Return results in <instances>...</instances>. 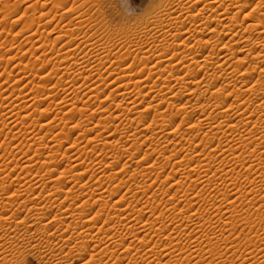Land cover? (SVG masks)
I'll return each mask as SVG.
<instances>
[{"label":"bare ground","instance_id":"bare-ground-1","mask_svg":"<svg viewBox=\"0 0 264 264\" xmlns=\"http://www.w3.org/2000/svg\"><path fill=\"white\" fill-rule=\"evenodd\" d=\"M247 1L249 0H146L143 6V16H145L146 20L141 25V32L138 30V32H140L139 33L140 36L145 38L146 41L144 40L145 41L144 44H140L139 46H136L137 48L136 50H131L130 49L131 45H129L128 47V44L127 46L123 47L124 52L122 53V51H120L122 54L120 55L119 53L120 56L118 57L116 56V59H117L116 64H114V62L110 63L111 61H113L111 59L112 53H114V51H117L116 48H113V46L112 48L103 46L105 50L103 49L104 51L102 50L100 51L98 49H95L92 44L88 43L87 38H86L88 34L87 31L76 34L77 42L75 43V45L73 44L71 46H68L71 44L70 41L69 42L66 41V43H63V49H61V52L64 50V52H62L63 56L64 54L65 55L67 54V57L64 56L66 58L62 57L64 59L61 60L60 57L62 56V53H60L61 56H57V58L59 57L60 60H58L57 63L55 62L56 64L55 66H53V68H50V70H47L49 74H46L47 72L43 71L44 70L43 67H42L43 70L40 69L42 72L37 71L39 72L38 73L39 75L37 74L38 76L35 75L37 72L33 74L36 76L35 78L40 77V75H43L42 77H40L42 82H44L43 86H41L42 83L40 84V87L41 88L43 87V91L45 90L49 91L47 90L48 88L46 87V83L44 79H47V80L48 78L51 79V77L48 76L50 74H52L51 76L55 75L56 77H59V80L64 79V78H66L67 80L71 79L70 81H71V84H73V86L70 85L72 87H69V88L66 87L67 89L65 90V92H63L64 94L66 93L64 95V98L62 97V99H60V102L56 103L59 105L58 106L59 108L61 107L62 109L65 110L64 116H62V118H59L61 119L60 120L61 123L65 122L63 126H59V124H57L56 126L52 125L55 120L57 121V118L52 119V120L51 119L50 120L48 119L40 120L43 117L42 115H40L41 118L38 117L40 118L39 120L37 121L35 120L32 123L30 122L31 124L26 122L31 117L33 118V116L35 115L34 114L35 111L31 110L32 107L46 100L49 101L51 96L49 95L48 97L46 96V98H44L45 100L43 101L37 100L38 97L37 99L30 98L31 100L29 99L30 101L29 106L28 104L27 106L24 105L23 104L24 102H20V104L18 103V107H17V104H13L12 102V101L19 102L18 100H16V98H14V100L12 99V101L9 100L10 96H12L15 90L11 89L12 91L9 92L8 89L2 88L6 86L5 84L2 87L0 86V197H1L0 198V213H1L0 214V240H1L0 248L2 249L4 248L5 242H8V243L11 242V246L13 245V249H14V250L12 249L13 253L11 252L12 253L11 257H14L16 253L18 252L21 253L20 250L26 248L28 245L29 247L33 246L35 237H30V236L28 237V235H26L27 237L26 239V237H24L23 235V238L20 239V237L22 236H19V233L22 231L23 228L27 227L26 225H27L28 220H30V223L33 222L34 224V222L36 223L40 219L41 220L46 219L51 208L54 205H57L59 200L63 198V200L60 203H58L59 210L57 211V214H55L54 216V221H55V225L58 226L57 228L66 229L65 233L72 231L70 233L72 236H69L68 240H66L65 244H67V246L66 245L65 246L68 247V245L70 244H73V246L75 245L76 249L74 250L71 248L69 253L75 256H79L78 258H81L82 256H84V254H81L82 252L88 253L86 251L90 249L89 251H91V254L89 255L90 257L89 261L91 262V264H100V263L101 264H178L179 260L184 255L186 256L185 257L186 261L192 262L193 260L196 261V259H198L196 256L193 257L195 254L197 255L198 250L211 248L213 240L215 238V237L214 238L206 237L205 240H202V239L200 240V237H197L199 239H195V241L192 242L194 244V247L192 246L193 248L186 251V254H184L186 248L184 245L183 246L185 250L184 248L181 247V244H179L180 241L177 244H173L175 242V238H174L175 236L180 237V235L181 236L186 235L188 234L189 230L191 231V229H193L194 231V229H197L199 224L202 223L203 220L205 221L207 220V219L200 218L201 216L199 215L196 218L195 214L191 215L187 212L188 210L190 211L194 209L193 205L195 204V202L193 203V205H191L193 201L196 200L195 205L200 204L201 206V205H204V203H207L209 198H212L213 196H215L213 199L214 201L211 199L213 201L212 202L213 204L210 203L211 201L210 200L207 206L209 208V211L214 210L211 214L214 216H218L219 217L218 220L220 222L221 220H220L219 215L223 214L221 216H226L225 214H229V213L232 214V215L229 214L231 216V221L232 219L234 221L237 213L233 217V213H235L234 211L235 208L233 206H235V204H238V202H241L242 200H247V199H249L252 202H256V203L259 201H262L261 199L264 198V196L261 197V195H264V107L262 106L263 104L262 105L254 104V102H256L254 100L260 97V95L262 96V94H264V69L258 72L259 74L257 75L256 79L253 82L251 81L250 84H249L250 82L249 79L252 77L253 72H257L256 70L258 66H260L261 64L262 65L264 64V36H262L264 34V29H259L260 27L262 28L264 26V12L261 11L263 14L260 13V15L256 16V14L258 13L257 11L258 9L253 8L250 14L248 13V14L243 15L242 18H238L237 15L239 14L240 11L243 10L242 8L246 4H248ZM260 1H262L264 4V0H260ZM52 2L53 4H52L51 9L53 8L52 10L56 11L55 12L56 13L55 18H57L56 20L58 19L61 21L64 20L70 12L76 15L75 17L76 28L73 26L74 29H81L82 27H86V26L90 27V26L95 25L94 23L97 24V22L92 20L91 17L83 21L81 12L79 13L78 11L79 9L82 11L81 8L85 4L90 5L91 3H95L96 7H98L99 6L98 0H54ZM81 2L82 4L84 3L83 6H81L80 4ZM262 2H260V4H262ZM7 6L10 8H13L12 4H9V2ZM6 10L8 11V9ZM255 10L257 11V13L255 12ZM98 11L102 14L100 17H98V19L100 21L105 19L106 18L105 14L99 9ZM254 13H256L254 15L256 19L252 20L254 18L252 16ZM51 18L53 19V17ZM52 19L50 20V11L48 10V13L47 12L44 14L42 13L39 16V21L37 18H34V17H32L31 20L29 19L28 22L29 21L30 22H29V25L27 22V27L29 26L28 28L30 30L34 28V26H36V24L38 23L41 25L37 26V28L41 27V29H43L42 27L46 28L48 25L53 24ZM244 20L245 21L247 20L248 22H251V23L244 25L243 24ZM60 22H56V23L60 24ZM62 22H65V21H62ZM74 23L72 25H74ZM212 24L215 26L211 27ZM58 25H55V28H53L55 29V31L57 30ZM66 25L67 23L65 24V27H67L69 24L67 26ZM67 28L65 30L63 26V29L60 32V36H57L53 40L55 44L61 43L58 41L63 42L65 39H69L74 36V33H73L74 29L69 30ZM258 29L263 30L259 32L261 33L262 38L259 37L257 38V39H260L259 41H253L255 40L254 39L255 37L252 39L253 30H258ZM52 31L53 30H51V32ZM39 32H40L39 29L34 31L31 37L29 38L27 37V40L24 39V41L26 40L25 43H27L28 45L29 44L28 42L32 40L33 38H35V36H38ZM206 32H208L206 36L207 38L206 39L201 38L203 34ZM40 34H41L40 38H37L33 42V45L31 44L32 45L31 50H33V55L35 54V56L38 57L37 60L42 62L41 65L44 66L43 65L44 62L48 64V62L46 61L50 62V61H53L54 59L50 58L51 52L49 54V52L46 49L47 44H49L50 42L48 40V37L45 39L46 36H44V33H40ZM222 35L223 37L229 38V40L226 42L222 41L221 40ZM32 41L30 43H32ZM176 41H179L177 42L178 44L175 43ZM216 41L217 43H215ZM24 44L20 45V47L24 46ZM137 44L138 43H136L135 45ZM66 45L70 49H68L65 52L66 49L64 48L66 47ZM176 45L179 48H174V46ZM255 45H257L258 48L262 49L263 53H261L262 51H259V53L256 51L254 52L253 47ZM219 46L221 47L219 48ZM238 46H242V47L239 48ZM5 47H7V45ZM235 48H239V49H235ZM9 49L7 50L5 49L6 51L1 53L0 65L3 61H5L4 58L7 55L10 56L13 49H10V50ZM51 50H52V47H51ZM2 51L3 50H1L0 52ZM221 51H226V53H224L225 55H223L222 57L219 56L221 53H223ZM236 51H239V57H235L233 59L232 55L234 56L235 54L234 52ZM230 53H232V55H230ZM125 55L126 57L124 58ZM14 58L16 57L12 56L11 60L14 61ZM216 58H219L218 61H216ZM250 59H253V60L256 59L254 66L251 68H245L243 70H239V65L242 63H245L247 60H250ZM7 61L11 62L10 59H7ZM134 61H136L137 63H134ZM97 63L100 64V65H97L99 69L93 66ZM109 63H110V66L108 65ZM19 64L16 65L17 67L15 66L14 67L18 68V66H20ZM94 69H97V70L95 71ZM5 70H6L5 72L8 71L6 68ZM26 70H28L26 69V67L24 69H20L19 74L21 75L24 74V79L29 80L30 79L28 77L29 75L27 76L24 73ZM2 77L0 79H2ZM157 77L158 79H156ZM5 79L7 80V78ZM155 79L156 81L157 80L159 81L161 90L163 92L167 91V93L170 94L171 102L169 103V105H167L168 107L166 108V112H168V110L172 111L173 109H175V105L176 106L178 105L176 103H178V100H181L180 98H182L185 94L186 98H184L183 101L181 100V103H180L184 105L183 109L181 110L179 109L178 112L175 114H173L172 112H171L172 114H166V113L158 114L157 113L158 109H160V107H162L164 104L157 103L155 100L148 101L149 99L147 98L148 96H150L151 93H154L150 90L149 87H151L150 84H152L155 81ZM6 80L4 81V83L8 84L7 81L9 79L7 81ZM22 80L23 79L19 81L20 82L19 84L22 83L21 82ZM14 83L15 82H13L12 84L13 86H14ZM60 83L62 84L61 81ZM27 84L29 83H26V85ZM78 84H80V86L82 87V91L88 89L87 92L80 94L81 92L79 93L80 91L79 87L78 89L75 87V85H78ZM186 84H188L187 88H189L190 84H191L190 85L191 87L193 85V88H189L190 90L188 89L183 90L185 92L184 93L182 89L186 87L184 86ZM12 85H10L9 87H11ZM16 85L17 84H15V86ZM201 85H203L202 88L199 87ZM17 86L19 87V85ZM194 86L195 87L197 86L201 89L199 90L197 87L195 88ZM40 87H38V89ZM14 88H17V87H14ZM83 88H86V89H83ZM108 88L109 89L111 88V89L108 90ZM148 88L150 92L146 94L145 92L148 91L147 90ZM194 88L198 89V91H193L195 90ZM40 89L39 91L41 92ZM107 90L109 91L108 95L105 94ZM157 90L158 92L160 91L159 89ZM46 91L44 93V96L46 95ZM153 91H155V89ZM60 94H62V92ZM208 95H209V99L211 98L212 103L210 101L211 106H208L210 108L206 109L203 107V104H200V103L202 102L204 97L206 98V96ZM21 96L22 95H20V97ZM105 97H106V100H104ZM156 98L157 97L155 96V99ZM53 101L54 99L50 102L49 108L50 106L54 104ZM107 101L110 102L108 103L109 106L107 105L108 110L109 108L111 110V108H113V106L116 105L115 104L116 102L117 103L120 102V104L118 103L115 107L118 109L122 108L123 111L126 113V115L124 113L123 116L120 114L121 116L114 117L113 114L111 113L112 115L110 114L109 116L108 115L109 113L107 114V112H104L105 110L103 112L100 111V113H97V110H98L97 109L95 110V112H92L93 114L90 113L91 115L90 118H89L90 116L89 114L86 116L87 111H91L93 109L89 107H92V105H94L96 102L103 104L104 102H107ZM154 101L157 103L156 105L153 104ZM262 103H264V100L262 101ZM124 104L126 108L122 107ZM144 104L146 105L144 106ZM46 108L42 110V113L43 111L49 109V108L47 109ZM56 109L58 110V108ZM47 112L48 111H45L44 113H47ZM131 112H133L136 115L135 116L136 118L132 119L130 117ZM180 113H182L183 116L185 115L184 116L185 119L182 116L183 120L181 121L179 120L180 121L179 122L178 115H180ZM97 114L101 115L99 117L100 119L98 120V124L97 126L95 125V127L91 128V126L93 125L92 120H94ZM196 115H198V117H196L194 120L189 121L193 116H196ZM66 116H69V117L66 118ZM77 116H82V117H78L79 119L77 120H80V118H83L85 116L88 119H86L85 117L84 120L86 121L83 120L82 122L81 120V123H78L77 121V124L73 125V122L71 121H73V119L76 118ZM150 118L153 119L157 123L154 125H153V122H151V124H148L149 121L151 120ZM159 118L160 120L157 121L156 119H159ZM74 121L76 120L74 119ZM128 123H129L128 127L134 126L133 127L134 131L128 130L129 132L128 131L123 132L124 129L126 130V128L124 127H126V124ZM180 123L186 124L190 127L188 128L186 127L185 130H180L178 128L177 129L175 128L174 130L173 127ZM18 126L21 127V129L20 128L18 129L17 128ZM36 126L37 127L39 126L42 128V129L40 128L41 129L40 131H42L43 129H47L48 133L46 132L45 135L41 136V133H38L35 130L37 128ZM112 127H113V130H112ZM139 127L140 129L138 130L137 128ZM181 128H184V127H181ZM16 129H17V132L16 133L14 132L15 134L13 133L14 136L13 137L11 136V139L9 141L10 136L8 134L9 133L11 134V132ZM259 130L263 132V133L261 132L262 135L260 134L259 138L255 137L254 139L252 134L254 133L256 134V131L258 134ZM93 131H97V134L95 133L96 134L95 136H93V134H92L93 137L87 138L85 136V135L89 136V134L87 133L93 132ZM107 132H110L108 138H113L118 133L120 134V136L116 140L112 142L110 141L111 143L104 142L103 144L101 141L102 139L100 138L103 137V134L104 133L106 134ZM73 133L74 135L77 134V136H75L76 138L71 139L72 137L71 134ZM2 134H4L6 138H8L7 136H9L8 142H6V139L1 138ZM201 134L203 137H200ZM48 135H51L52 137L50 138ZM63 136L64 138L62 139L59 138ZM185 136L186 137L188 136V137L186 138ZM22 138L23 140L25 139L24 143L28 142V146L25 152L22 151L23 152L21 154L22 156L18 157V154L16 155L15 153L13 154L12 152H9V149L11 146L15 147L17 145V140L22 139ZM82 138H84V140ZM185 138L186 140L188 138L192 140L191 143L193 141L199 140L197 147H200V145H202L203 143L205 145L201 149H196V147L193 149L192 147L195 153L187 149H186L187 150L186 153L183 155H180V153H175L174 147H178L182 145ZM189 139L188 141H190ZM23 140H21L20 142H23ZM62 140L64 142L68 140L72 141L70 148H72L71 150L76 149V150H73L70 157H68L69 152L66 153L67 151H65L67 147H65L66 149H64L65 152L61 148L63 146L61 142ZM80 140L83 142V144L82 145L80 144L81 147L77 148V145L79 143H82ZM216 140H217V143H214ZM20 142H18L19 143L18 145L23 144V143L20 144ZM52 142H53L52 144L53 146L50 144ZM26 143L25 145H27ZM121 143H126V145L124 144L125 145L124 148H128L129 150L131 149V151L132 150L136 151V153L134 152L135 154L128 155L127 159H125L126 153L124 154L123 150L122 152H120L121 149L118 151L115 149L116 147H118L115 145H120ZM49 144L51 147L49 146ZM101 145H103V148H101L102 151L103 152L106 151L105 157L107 161H109L110 164L114 165L115 163H118L120 160L124 158L125 161H127L125 165H127L128 167L135 166L136 168L138 167L137 169L142 168L141 171L139 170L140 172L138 171L139 173L137 175L131 176L130 180L137 176L138 179L140 177L139 181L142 180L143 182H139L138 179L135 178L132 180L134 183L130 184L131 181L126 182L125 180L123 181V178L122 179L120 178V172L116 173V175L111 174V173L107 175L106 172L105 171L103 172L102 170L101 171L102 174L105 173L106 175L105 176L102 175L100 177L101 179L105 180L106 184H107V181L110 186L118 181L121 184H117V185L115 184L116 188L113 189L114 187L113 186L112 187L113 190H111L110 186L107 185V187H104L105 184L101 185V183L100 184L97 183L98 186L96 187V189L93 190V192H91L92 195L87 197L89 199L85 200L86 199L85 198L82 200L83 202L79 201L80 204L82 203L80 208L76 207V209L72 213H70L71 212V210H69L71 209L70 207H72L76 203V201L79 200L81 196L82 197L84 196L82 193L80 196H75L73 194L75 187L80 186L79 183L83 180L84 175H82L83 177H79V178L77 177L78 179L76 180L77 182L75 183L74 188L70 187V189L68 190V188L66 187L68 191L65 192V194L62 196L61 188H63L64 190L65 184L62 183V181L58 180L56 174L55 176L53 175L54 172H58L59 169L62 167L61 166L62 164L59 158V156H61L60 153L63 152V155L67 154L68 159H70L73 164L76 163L77 165V166L76 165L73 166L72 168L73 171L74 170L78 171L82 169L81 163L80 164L78 163L81 160H84L86 156H88V151L93 152L95 149H96L95 151H97L98 150L97 148ZM47 147L49 150H51L52 147H58V148H56V150L54 151L52 150L53 154L48 153L49 155H46L43 152V150H45ZM170 147H172V149ZM185 148H188V147H185ZM101 149L98 152L102 153ZM128 149L126 150L128 151ZM144 149H147V152L145 151L143 157L140 158V156L138 155L141 154V152L144 151ZM183 150L185 149L183 148ZM10 151L12 150L10 149ZM91 153H89V156L93 154L95 155V153L93 154ZM44 154L46 156H44ZM41 156H43L44 158H42ZM156 156L158 158H156ZM38 157H41V158H38ZM87 158L90 160L89 157ZM160 158L164 159L162 160L163 163L159 162ZM20 162L22 163L21 166H20ZM152 162H154L153 163L154 165H152L153 170L150 169L151 167L148 168V165ZM100 163L101 162H99V164ZM36 165L37 166L39 165V167L41 166V170L37 169L39 171H34L32 166L35 167ZM87 166L93 169V167H90L88 164ZM96 166H99V168L102 167L97 164ZM124 166H121V167L124 168ZM99 168H96L95 170ZM169 168H171L170 169L171 172H175L174 173L175 175L178 172H181V174L184 175V179H186L187 181H190V185L187 183H184L183 181L184 185H181V186H183L182 189L184 193L187 191V188H189L190 190L192 188L197 189V186H199V184L200 186L202 185L201 187L203 188V186L206 187V185H209V184L211 185L213 181L215 180H218L220 183L222 182V185L219 184L220 186L218 185L212 188L213 189L212 192H214V195L213 196L211 195L212 197H210V194H209L211 191L208 193L209 194L208 197H203V195L200 194L201 192H199V190L197 194L194 193L196 191L194 190L193 193L195 196L194 197L192 196L193 198L190 197L191 200L190 199L187 200L184 194L183 196L187 200L186 202H188V205H187V208H186V205H183V208H186V209H183L181 211L182 214L180 215L181 216H183V214L185 216L187 215L185 220L182 221L183 220L182 219L181 221L176 220L173 223L170 222L172 223L171 229L168 226L169 228L165 227L164 230L159 229L157 231L155 228L150 227V225L142 221L148 219L149 222L154 221L155 223L160 224L159 226H163L165 225L166 219L168 218L165 216V213H167V211L168 212L172 211L171 209L176 210L178 204L176 205H174L173 203L170 204L171 201L164 202V198H166V196L170 194L169 192L170 189L169 190L160 189L161 191H158V193L153 192L154 186L160 182V179L162 178L164 174H166V170ZM18 169H20V173L16 174ZM122 170L124 169H121L120 171ZM41 171L42 173L43 172L44 173L42 174ZM90 171L94 172V170H90ZM125 171H128L127 168ZM125 171L124 173H126ZM157 171L158 173L154 175V173ZM171 172H169L168 175L166 174L167 175L165 178L166 181L172 178L170 177L172 176L170 174ZM66 173L64 172L65 176H67ZM85 173H87V170ZM60 174L64 176L62 172ZM81 174L82 172L80 173V175ZM14 176H16V178H14ZM30 176L33 177L32 179L34 183L36 180V183L40 185L37 186L36 188H33V186L29 188H24L26 186L25 185L23 186L25 191L22 190L23 191L22 193L24 194H18L19 192H21L20 184L23 181L22 179H26L28 181L31 178ZM52 177L56 179H53ZM163 177H165V175ZM46 178L48 179L46 180ZM26 182H24L23 184H25ZM243 183H244L243 186L249 185L251 189L248 191V188L246 187L242 188L243 186H240V185H242ZM178 184L180 185V181L178 182ZM178 184L176 185L178 186ZM18 185L20 187H18ZM83 185L87 186L89 184L87 183L86 185V183L85 184L83 183ZM14 186H16V191L11 190L12 187ZM81 186L79 187L80 189L82 188ZM123 186L128 187V194L126 196H120ZM177 186H175V189ZM142 189H145L143 191L146 193V195H149V194L152 195L151 196L152 200L151 202H149L150 204L148 203V201H146L142 204L134 203L135 205H133L132 203L133 200H131V203H130L128 200L132 198L131 193L133 194V192L136 191V193L135 192L134 193L137 194V192H141L140 190ZM12 192H14L16 195L13 194V196H11ZM187 192H189V190ZM129 194L131 196L130 198L128 197ZM172 194H173L172 200H174L176 197L179 196L178 189ZM4 196L5 198H3ZM94 196H97V197L94 198ZM42 198L44 202H47V203H42ZM181 198L182 196L180 195L179 203H181L182 201ZM184 198L182 202H185ZM91 200H94V203H90ZM69 201H72L70 203L72 206L69 205V209L67 207L69 211L66 210V212H63V214L65 213L64 216L61 213H58L65 206L64 204L66 202L69 203ZM141 202H143V200ZM155 202H158L159 205L156 206ZM219 203H220V206H217V204ZM89 205L91 207L96 205L98 208V210L94 212L95 215L93 216V218H90L89 216L90 214L87 215L88 210H89L88 208ZM109 205H111V207H109L110 209L109 211H107V208ZM171 205H173L172 208H171ZM163 206L165 207L161 210V207ZM23 207L27 208L29 211V213L26 216H20L19 211H21ZM259 209L261 210V207ZM197 211L199 212V210ZM105 213L109 215L105 219L103 218L102 220L101 217L102 215H105ZM185 213H188V214H185ZM68 214H71V215L69 216ZM66 215H68L69 217H66ZM152 217H153V220H152ZM245 217L243 219H245ZM257 217H261V216H257ZM216 219H217L216 217H213V218L211 217L208 223L211 225L214 222L213 225H219L220 222L218 220H217L218 224H215L214 220ZM100 223L102 224L100 225ZM205 224L207 223L205 222ZM224 224H225V221H224ZM226 224L228 225L230 224V222L229 223L227 222ZM248 224H251V223H248ZM200 226H203V225H200ZM221 226L223 228L222 223H221ZM251 227L252 226H250V228ZM42 228L43 229L38 228L36 230V235H42V237L45 235L46 233L45 230L47 229V225L44 224ZM217 228L219 229V227ZM228 229L229 228H226L225 230H228ZM201 230H202V227H201ZM29 231L30 230H28V232ZM48 232L49 231H47V233ZM33 233L34 232H32V234ZM128 233L130 235L132 234L131 236H133L134 238L137 237V235L139 236L140 234L143 235V238H141V240H139V236L136 239L132 238L134 240H137V242L139 240V247L138 245L136 246V244L134 245V247H132L131 244L134 243L133 241H131L132 243H129V245L125 246L127 243L126 239L130 237V236L129 237L127 236L129 235ZM25 239L27 241H25ZM165 239L166 241L171 239L170 240L171 242L168 243L171 246L169 250L167 249L168 252L167 250H165L166 253H164L162 249L161 250L159 249L160 242L162 243L163 240ZM37 240L39 241V238ZM253 244H255V242ZM41 245L42 243L40 244V246ZM35 246L38 247L39 244ZM122 248L123 249L125 248V250L123 251ZM195 248L197 249L194 250ZM6 249L7 248H5V250ZM120 250L123 251L121 252L122 255H124V253L133 254L131 251L135 253L129 258L124 257V256H123L124 258H122L120 254L117 255V253ZM178 250H180V253L178 252ZM177 252L180 255L177 254ZM4 253H6L7 255V252H4ZM175 253L179 256H175L176 255ZM4 257H7V256H4ZM75 258L76 257H74V259ZM1 259H3V257ZM199 260L200 259H198L197 261ZM249 261H250V258H249ZM257 262L259 263L260 261L257 260Z\"/></svg>","mask_w":264,"mask_h":264},{"label":"rangeland","instance_id":"rangeland-1","mask_svg":"<svg viewBox=\"0 0 264 264\" xmlns=\"http://www.w3.org/2000/svg\"><path fill=\"white\" fill-rule=\"evenodd\" d=\"M52 1H54V0H0V51L1 50H3L2 52H0V55H1V53H3L4 51H6L7 49H13L12 50V52H11V54H10V56H11V58H12V56H15L16 58H14V61L13 60H11V58H10V56L9 55H7L4 59H5V61H3L2 63H1V65H0V78L2 77V79H0V86L2 87V86H4V84L6 85V86H4V87H2L3 89L5 88V89H8V91L9 92H11L12 90H15V92L13 93L14 94V96H13V94H12V96H10V98H9V100H11L12 101V99L14 100V98H16V100H18L19 102H15V101H12L13 102V104H17V107H18V103L20 104V102H24L23 104L24 105H26L27 106V104H28V106L30 105L29 104V99L31 98H36L37 99V97H38V99L37 100H39V101H43V100H45L44 98H46V96L48 97V95L49 96H51V98L50 99H52V97H53V99H54V104L52 105V106H50V108H49V104H50V102L53 100H50L49 99V101H44V102H41V103H38L37 105H35L34 107H32V111H35L34 112V116H33V118L31 119V120H33V121H31L30 119V121L28 120V121H26V122H28V123H32V122H34L35 120L37 121V120H39L40 118H41V116L40 115H42L43 117L40 119V120H52V119H55V118H57V121L55 120L54 122H53V126L55 125H57V124H59V126H63V124L65 123H61V119H59V118H62V116H64V113H65V110L64 109H62L61 107L59 108L58 106V104H56V103H58V102H60V99H62V97L64 98V95L66 94H64L63 92H65V90L67 89V88H69V87H72L73 86V84H71V79H66V78H64V79H61V80H59V77H56L55 75H53V76H51L52 74H50V75H48L49 77H51V79L50 78H48V80L47 79H44L45 80V83H46V87L48 88L47 90H49V91H46V95L44 96V93H45V91H43V87L41 88L40 87V84L42 83V85L41 86H43V84H44V82H42V80L40 79V77H42L43 75H40V77H37V78H35L36 76H38L39 74V72L41 71V70H43L42 69V67L44 68V72H47V70H50V68H53V66H55V64L57 63V61L58 60H60V58H61V60L62 59H64V58H66L67 57V54L65 55L64 54V56H66V57H64L63 56V53L62 52H64V50L61 52V49H63V43H66V41H70L71 42V44L70 45H68V46H71V45H75V43L77 42L76 40H77V35L76 34H79V33H82V32H86L87 31V36H86V38H87V41H88V43L89 44H92L93 45V47L95 48V49H98V50H102V51H104L105 49H104V47H109V48H112V46H113V48H116L117 49V51H114V53H112V60L113 61H111L110 63H112V62H114V64H116L117 62V59H116V56L118 57V56H120L123 52H124V50H123V47H125V46H127V44H128V47H129V45H131V47H130V49L131 50H136L137 48H136V46H139L140 44H144L145 43V38H143V37H141L140 36V32H141V25L143 24V22L146 20V18H145V16H143V6H144V4H145V2H146V0H98L99 1V6L98 7H96V5H95V3H91L90 5H88V4H85L84 6H85V8H84V6H83V4H82V2L80 3L81 4V6H83L81 9H82V11L79 9V13L81 12V16H82V20L84 21V20H87V18H89V17H91V19L92 20H94L95 22H97V24L96 23H94L95 25H93V26H90V27H82L81 29H74V27L76 28V20H75V17H76V15L74 14V13H72V12H70L68 15H67V17L64 19V20H62V21H65V22H62L61 20H56L57 18H55V10H52L51 9V7H52V4H53V2ZM8 2H9V4H12V7L13 8H10V7H8L7 6V4H8ZM257 2H259V3H257ZM260 2H262V1H260V0H249V1H247V3L248 4H246L242 9V11H240L239 12V14L237 15L238 16V18H242L243 17V15H245V14H250V12H251V10L254 8V9H258L257 11H258V13H257V11L255 10V12L257 13H254L252 16L254 17V15L256 14V16H258V15H260V13L261 14H263L262 12H264V4H263V2H262V4H260ZM256 3V4H255ZM33 4H35V5H33ZM42 4H43V6H42ZM46 4V5H45ZM257 4H258V6H257ZM15 7H14V6ZM45 5V6H44ZM262 5V6H261ZM32 6V7H31ZM89 6V7H88ZM29 7V8H28ZM257 7V8H256ZM261 7V8H260ZM28 8V9H27ZM32 8V9H31ZM87 8V9H86ZM6 9H8V11L6 10ZM98 9L100 10V11H102L104 14H105V16H106V18L105 19H103V20H99L98 19V17H100L102 14L98 11ZM260 9V10H259ZM28 10V11H27ZM48 10L50 11V20L52 19L51 17H53V19H52V23L53 24H50V25H48L46 28H44V27H42L43 29H41V27L40 28H37V26H39V25H41V24H36V26H34V28H32L33 29V31H32V29H30L29 30V26L27 27V22H28V20L30 19H32V17H34V18H37L38 19V21H39V16L43 13H48ZM13 13H12V12ZM262 11V12H261ZM10 14H9V13ZM18 13V14H17ZM90 13V14H89ZM92 13V14H91ZM17 15V16H16ZM33 15H35V16H33ZM73 15V16H72ZM69 16V17H68ZM5 17V18H4ZM7 17V18H6ZM74 19H72V18ZM260 17V16H259ZM10 18H12V19H10ZM70 18V19H69ZM258 18V17H257ZM254 19H256V17H254L252 20H254ZM56 20V21H55ZM66 20H68L69 21V23H68V21H66ZM98 20V21H97ZM26 21V22H25ZM62 23H61V22ZM71 21V22H70ZM30 22V21H29ZM29 22H28V25H29ZM56 22H60V24L58 25ZM74 23V25H72L73 23ZM67 23V25L70 27H68L67 25V27H65V24ZM249 23H251V22H248L247 20L245 21H243V24L245 25V24H249ZM55 25H58L57 26V30L55 31V29H53V28H55ZM62 25V26H61ZM23 26V27H22ZM26 26V27H25ZM63 26H64V28H65V30H66V28L67 29H69V30H71V29H74V36L72 37V38H69V39H65L63 42L62 41H58V42H61V43H57V44H55L54 43V39L57 37V36H60V32H61V30L63 29ZM74 26V27H73ZM215 25H211V27H214ZM264 27V26H263ZM259 28V29H264V28ZM5 28H7V29H5ZM24 31H23V30ZM37 29H39V34H38V36H35V38H33L32 40H30L28 43V45H27V43H25L26 42V40H27V37L29 38V37H31V35H33V33H34V31H36ZM253 30V33H252V39L254 38L255 40H253V41H259L260 39H257V38H262V36H264V34L261 36V33H259V32H261V31H263V30ZM28 30V31H27ZM51 30H53L52 32H51ZM60 30V31H59ZM94 30V31H93ZM122 30V31H121ZM138 30L140 31V32H138ZM221 30V29H220ZM30 31V32H29ZM91 31V32H90ZM20 32H22V33H20ZM28 32V33H27ZM54 32V33H53ZM58 32V33H57ZM32 33V34H31ZM40 33H44V36H46L45 37V39L48 37V40L50 41L49 42V44H47V47H46V49H47V51L49 52V54H50V52H51V59H54L53 61H46V62H48V64H46L45 62H44V66H42L41 64H42V62L41 61H38L37 60V56H35V54L33 55V50H31V48H32V45H33V42L37 39V38H40ZM52 33V34H51ZM136 33V34H135ZM58 34V35H57ZM139 34V35H138ZM207 34H208V32H206V33H204L203 34V36L201 37V38H204V39H206L207 37ZM30 35V36H29ZM24 39H26L25 41H24ZM71 39V40H70ZM143 39V40H142ZM142 40V41H141ZM145 40V41H144ZM220 40V39H219ZM221 40L222 41H224V42H226V41H228L229 40V38H226V37H223V35L221 36ZM220 40V41H221ZM32 41V43H30ZM218 41V40H217ZM217 41L215 42V43H217ZM219 41V42H220ZM74 42V43H73ZM177 42H179V41H176L175 43H177ZM2 43V44H1ZM6 43V44H5ZM25 43V44H24ZM136 43H138L137 45H135ZM214 43V42H213ZM213 43H211V44H213ZM214 43V44H215ZM11 44V45H10ZM24 44V46H21L20 47V45H23ZM32 44V45H31ZM55 44V45H54ZM69 44V43H68ZM99 44V45H98ZM134 44V45H133ZM178 44V43H177ZM4 45V46H3ZM7 45V47H5ZM54 45V46H53ZM241 45V44H240ZM56 46V47H55ZM62 46V47H61ZM67 45H66V47L64 48V49H66L65 50V52L68 50V49H70L69 47H68ZM104 46V47H103ZM111 46V47H110ZM115 46V47H114ZM122 47V49H121V47ZM135 46V47H134ZM177 46V45H176ZM176 46H174V48H179L178 46L176 47ZM12 47V48H11ZM15 47V48H14ZM22 49H20V48ZM50 47V48H49ZM51 47H52V50H53V52H52V50H51ZM58 47V48H57ZM120 47V48H119ZM221 46H219V48H220ZM239 48H241L242 46H238ZM4 48V49H3ZM17 48V49H16ZM119 48V49H118ZM239 48H235V49H239ZM6 49V50H5ZM9 49V50H10ZM104 49V50H103ZM50 50V51H49ZM28 51V52H27ZM120 51H122V53L120 52ZM253 51L255 52H258L259 53V51H262L261 53H263V50L262 49H260V48H258L257 47V45H255L254 47H253ZM57 52V53H56ZM59 52V53H58ZM221 52H223V53H221L219 56L220 57H222L223 55H225L224 53H226V51H221ZM60 53H62V56H61V54ZM119 53H120V55H119ZM235 53V54H234ZM233 54H234V56L232 55V53H230V55H232V58L234 59L235 57H239V51H236V52H234ZM53 54V55H52ZM58 54V55H57ZM55 56V57H54ZM57 56H61L60 58L58 57L57 58ZM62 57H64V58H62ZM126 57V55L124 56V58ZM219 57V58H220ZM69 58V57H68ZM219 58H216V61H218V59ZM7 59H10V61L11 62H8L7 61ZM115 59V60H114ZM232 59V60H233ZM253 59H250V60H247L245 63H242V64H240L239 65V70H243V69H245V68H251V67H253L254 66V63H255V61H256V59H254L253 61H252ZM19 62H20V64H19ZM56 62V63H55ZM8 63V64H7ZM35 63V64H34ZM54 63V64H53ZM110 63L108 64L109 66H110ZM134 63H137L136 61H134ZM17 64H19L20 66H18V68H15V67H17L16 65ZM21 64H22V66H21ZM25 64V65H24ZM28 64V65H27ZM26 67V69H28V70H26L24 73H25V75H29L28 77L30 78L29 80H27V79H24V74L23 75H21V74H19V72H20V69H24L25 67ZM27 65V66H26ZM30 65V66H29ZM33 65V66H32ZM97 65H100L99 63H97V64H95V65H93V66H95V68H97V69H99L98 68V66ZM15 66V67H14ZM38 66V67H37ZM262 66V67H261ZM8 67V68H7ZM16 69H14V68ZM28 67V68H27ZM32 67V68H31ZM115 67V66H114ZM5 68L8 70L7 72H5L6 70H5ZM11 68H13V69H11ZM90 68H92V67H90ZM261 68V69H260ZM17 69H18V71H17ZM30 69V70H29ZM32 69V70H31ZM41 69V70H40ZM97 69H94L95 71L97 70ZM262 69H264V64L262 65H260V66H258V68H257V72H253V74H252V79L250 78L249 79V84L251 83V81L253 82L255 79H256V77H257V75L259 74L258 72H260V70H262ZM103 70V69H102ZM259 70V71H258ZM28 71V72H27ZM31 71V72H30ZM35 71V72H34ZM37 71H39V72H37ZM18 72V73H17ZM29 72H30V74H29ZM37 72V73H36ZM42 72V71H41ZM36 73V74H35ZM3 74V75H2ZM19 74V75H18ZM33 74H35V75H33ZM38 74V75H37ZM46 74H49V72H47ZM18 76H20V77H18ZM55 76V77H54ZM254 76V77H253ZM52 77H53V79H52ZM4 78V79H3ZM5 78H7V80L5 79ZM19 78H21V79H23L21 82V84H19L20 82V80L21 79H19ZM56 78H58V79H56ZM33 79V80H32ZM156 79H158V77L156 78ZM156 79H155V81L152 83V84H150L151 85V87H149L150 88V90L152 91V92H154V93H151L150 94V96H148L147 98L149 99L148 101H151V100H155L157 103H162V104H164L162 107H160V109H158V111H157V113L158 114H175V113H177L178 112V110L180 109H183L184 108V105L183 104H180L181 103V100L183 101L184 100V98H186L185 97V94H184V96L182 97V98H180L181 100H178V103H176V104H178L177 106L175 105V109H173L172 111L171 110H168V112H166V108L168 107L167 105H169V103L171 102V99H170V94L169 93H167V91H165V92H163L162 90H161V87H160V83H159V81L157 80L156 81ZM7 81L8 82V84L7 83H4V81ZM41 80V81H40ZM43 80V81H44ZM47 80V81H46ZM49 80H51V81H49ZM16 81H17V83H16ZM25 81V82H24ZM26 81H28V82H26ZM60 81L62 82V84L60 83ZM3 82V83H2ZM13 82H15L14 83V86L12 85L13 84ZM68 82H70V83H68ZM134 82V81H133ZM26 83H29V84H27L26 85ZM34 83V84H33ZM39 83V84H38ZM49 83V84H48ZM68 83V84H67ZM156 83H158V84H156ZM2 84V85H1ZM15 84H17V85H19V87L16 85L15 86ZM54 84V85H53ZM60 84V85H59ZM67 86H66V85ZM158 85V86H156V85ZM8 85V86H7ZM10 85H12L11 87H9ZM48 85V86H47ZM59 87H58V86ZM70 85H72V86H70ZM149 85V86H150ZM155 85V86H154ZM191 85V84H190ZM189 85V88H193V85H192V87ZM61 86V87H60ZM184 86H186V87H184ZM183 87V89H182V91L183 90H185V89H188V90H190L189 88H187V86H188V84H186V85H184ZM202 86L203 85H201V86H199V87H201L202 88ZM7 87V88H6ZM9 87V88H8ZM14 87H17V88H14ZM28 87V88H27ZM38 87H40L39 89L41 90V92L39 91V89H38ZM45 87V88H46ZM67 87V88H66ZM75 87L78 89V87H79V93L80 94H82V93H85V92H87V90L88 89H86V88H83V89H86V90H83L82 91V87L80 86V84H78V85H75ZM159 89L160 91V93L158 92V90L156 89ZM195 87V86H194ZM197 87V86H196ZM195 87V88H196ZM199 87H197L199 90L201 89V88H199ZM261 87H263V86H261ZM260 87V88H261ZM33 88V89H32ZM81 88V89H80ZM103 88H105V87H103ZM149 88L147 89L148 91H146L145 93L146 94H148L149 92H150V90H149ZM194 88V89H195ZM10 89V90H9ZM12 89V90H11ZM64 89V90H63ZM111 89V88H110ZM109 88H108V90H110ZM155 89V91H153ZM198 89H195V90H193V91H198ZM21 90H23V91H21ZM63 90V91H62ZM102 90V89H101ZM106 91L105 92V94L106 95H108L109 93V91ZM21 91V92H20ZM31 91V92H30ZM51 91V92H50ZM54 91V92H53ZM131 91V90H130ZM187 91V90H186ZM18 92H19V94H18ZM62 92V94H60ZM156 92V93H155ZM158 92V93H157ZM184 92V91H183ZM23 93V94H22ZM50 93V94H49ZM185 93V92H184ZM41 94V95H40ZM155 94H159L158 96L157 95H155ZM169 94V95H168ZM20 95H22L21 97H20ZM36 95V96H35ZM59 95H61V96H59ZM63 95V96H62ZM58 96V97H57ZM153 96H154V98H153ZM155 96L157 97L156 99H155ZM165 96V97H164ZM40 97V98H39ZM54 97H56V98H54ZM60 97V98H59ZM150 97V98H149ZM208 97V98H207ZM59 98V99H58ZM159 98V99H158ZM162 98V99H161ZM169 98V99H168ZM30 99V100H31ZM40 99H42V100H40ZM206 99V100H205ZM209 101H208V100ZM257 99V100H256ZM254 101H256V102H254V104H263L262 106L264 107V103H262V101L264 100V94H262V96L260 95V97H258V98H256ZM104 100H106V97H105V99ZM158 100V101H157ZM169 100V101H168ZM206 102H205V101ZM27 101V102H26ZM154 101V105H156L157 103ZM180 101V102H179ZM207 101H208V103H207ZM210 101H211V98L209 99V95L208 96H206V98L204 97V99L202 100V102L200 103V104H203V107L204 108H210V107H208V106H211V103H212V101H211V103H210ZM26 102V103H25ZM140 102V101H139ZM164 102V103H163ZM259 102V103H258ZM261 102V103H260ZM108 103H110L109 101H107V102H104L103 104L102 103H99V102H96L94 105H92V107H89V108H93L91 111H87V113H86V116L89 114L90 115V113H92V112H95V110H97V113H100V111H104V112H107V114L110 116V114L112 113L113 114V116L114 117H119V116H123L124 115V111H123V109L122 108H120V109H118V108H116L115 106L119 103L120 104V102H116L115 104L116 105H112L113 106V108H111V110H110V108H109V110L107 109L108 108V106H109V104ZM168 103V104H167ZM206 103H207V105H206ZM57 106H56V105ZM100 104V105H99ZM48 105V106H47ZM108 105V106H107ZM146 104H144V106H145ZM14 106H16V105H14ZM20 106V105H19ZM125 106V104L122 106L123 108H126V106ZM181 106V107H180ZM183 106V107H182ZM207 106V107H206ZM49 108V109H47V108ZM106 107V108H105ZM177 107H178V109H177ZM180 107V108H179ZM47 109V110H45V111H48L47 113H44L45 111H43V113H42V110H44V109ZM56 108H58V110L56 109ZM105 108V109H104ZM116 108V109H115ZM197 109H199V108H197ZM52 110V111H51ZM90 110V109H89ZM109 111V112H108ZM31 112V111H30ZM41 112V113H40ZM122 112V113H121ZM172 112V113H171ZM32 113V112H31ZM40 113V114H39ZM133 112H131V115H130V117L132 118V119H134V118H136L135 116V114L133 113ZM49 114V115H48ZM57 114V115H56ZM93 114V113H92ZM111 114V115H112ZM121 114V115H120ZM46 116V118H45V116ZM59 115V116H58ZM107 115V116H108ZM125 115H126V113H125ZM85 116V117H86ZM101 115H99V114H97V116H95V118H94V120H92V124L94 125H92L91 126V128H93V127H95V125L97 126V124H98V120L100 119L99 117H100ZM104 116V115H103ZM179 116V118H178V121L180 120H183V117L185 116H183V114L182 113H180V115H178ZM183 116V117H182ZM38 117H40V118H38ZM69 116H66V118H68ZM78 117H82V116H77L76 118H74L76 121H74V119H73V121H71V122H73V125L74 124H77V121H78V123H81V120H82V122H83V120L85 119V117H83V118H80V120H77V119H79ZM91 117V115L89 116V118ZM93 117V116H92ZM196 117H198V115H196V116H193L189 121H191V120H194ZM38 118V119H37ZM156 118H158V117H156ZM181 118V119H180ZM86 119H88L87 117H86ZM123 119H124V117H123ZM151 119V118H150ZM184 119H185V117H184ZM103 120V119H102ZM157 121L158 120H160V118L159 119H156ZM84 121H86V120H84ZM90 121V120H89ZM94 121V122H93ZM179 121V122H180ZM70 122V121H69ZM75 122V123H74ZM151 122H153V125L154 124H156L157 122H155L153 119H151L150 121H149V123L148 124H151ZM30 123V124H31ZM95 123V124H94ZM177 124V123H176ZM195 124V123H194ZM181 126V127H184V128H181V127H179V126ZM178 125H175L174 127H173V129L175 130V128L177 129H180V130H185V128L187 127H190V126H188V125H186V124H178ZM125 126V125H124ZM129 126V123L128 124H126V127H124V128H126V130L124 129L123 130V132L125 131H134V126L133 127H128ZM176 126H178V127H176ZM26 127V126H25ZM37 127V126H36ZM18 129L20 128L21 129V127H17ZM41 127H37L35 130L38 132V133H41V136H43V135H45L46 134V132L48 131L47 129H43L42 131H40L41 129H40ZM122 128V127H121ZM128 128V129H127ZM123 129V128H122ZM138 130L140 129V127L139 128H137ZM112 130H113V127H112ZM262 130V129H261ZM261 130H259L258 131V134H257V131H256V134L254 133V134H252L253 135V138L255 139V137H257V138H259L260 137V134L262 135V131ZM128 131V132H129ZM17 132V129L16 130H14V131H12L11 132V134L9 133L8 135L10 136V138H9V136H7L8 138H9V141H10V139H11V136L13 137L14 136V134ZM36 132V133H37ZM262 132V133H261ZM14 133V134H13ZM48 133V132H47ZM97 134V131H93V132H88L87 134H89V136L88 135H85L87 138L88 137H93V136H95L96 134ZM92 134H93V136H92ZM109 134H110V132H107L106 134L104 133L103 134V137H101L100 139H102L101 141H102V143L104 144V142L105 143H111L112 141H114V140H116L117 138H119V136H120V134L118 133V134H116L113 138H108V136H109ZM256 135V136H255ZM258 135V136H257ZM16 136V135H15ZM50 138L52 137L51 135H48ZM71 139H73V138H76L75 136H77V134H75L74 135V133L73 134H71ZM107 136V137H106ZM48 137V138H49ZM186 137V136H185ZM188 137V136H187ZM186 137V138H187ZM200 137H203L202 136V134H201V136ZM1 138L2 139H6V142H8V138H6L5 136H4V134H2V136H1ZM59 138H64V136L63 137H59ZM186 138H185V140L183 141V143H184V145H183V143H182V145H180V146H178V147H174L175 148V150H174V152L175 153H180V155H183V154H185L186 153V151L187 150H191V151H193V153H195L194 152V148L196 147V149H201L202 147H204V143L202 144V145H200V147H197V145H198V141L199 140H196V141H193L192 143H191V141L192 140H190L189 138V140L190 141H188V139L186 140ZM83 140H84V138H82ZM81 139V140H82ZM201 139V138H200ZM21 140H23V138L22 139H19V140H17V147L15 146V147H13V146H11L10 147V149L12 150V151H10V149H9V152H12L13 154L15 153L16 155L18 154V157H21L22 155V153L23 152H25L26 151V148H27V146H28V142L26 143L27 145H25V143H24V140H23V142H20ZM50 140V139H49ZM64 140H66V139H64ZM80 140V141H81ZM70 140H68V141H61L62 142V150L64 151V149H66L65 147H67V149L65 150V151H67L66 153H68L69 152V156L67 155V154H65V155H63V152L62 153H60V155L62 156H59V158H60V161H61V168L59 169V171L58 172H54L53 173V175L55 176V174H56V176H57V178H58V180H60V181H62V183H64L65 184V186H64V190H63V188H61L62 189V191H61V195L63 196L64 194H65V192H67L69 189H70V187L72 188H74V185H75V183L77 182L76 180L79 178V177H83L82 175H84V178H83V180L79 183L80 184V186L82 187L81 189L79 188V187H75V190L73 191V194L75 195V196H80L81 195V193L84 195L83 197L81 196L80 198H79V200H77L76 201V205L74 204L73 206L70 204L72 201H69V203L68 202H66L64 205V207L62 208V210L60 211V212H58V213H61L63 216L65 215V213L63 214V212H66V210H68L69 209V205L70 206H72V207H70L71 209H69V210H71V212L70 213H72L75 209H76V207L77 208H80V206H81V204L79 203V201H82L83 199H85V200H87V199H89V198H87V197H89V196H91L92 195V193L91 192H93V190L94 189H96V187L98 186L97 185V183H101V185L102 184H105L104 185V187H107V185L108 186H110L109 184H108V181H107V184H106V182H105V180L104 179H101V177L100 176H102V175H109L110 173L111 174H115L116 175V173H118V172H120V178L122 179L123 178V181L125 180L126 182H130L131 181V183L130 184H132V183H134L132 180L133 179H135V178H137L138 179V177L136 176L135 178H132L131 180H130V178H131V176H135V175H137L140 171H141V169L139 168V169H137L135 166H133V167H128L127 165H125L126 163H127V161H125V159H127V156L128 155H130V154H135L136 153V151H131V149L129 150L128 148H124V146L126 145V143H121L120 145H115V146H118V147H116L115 149L118 151V150H120V152H122V150L124 151L123 153L125 154V159L123 158L122 160H120L118 163H115L114 165H112V164H110L109 163V161H107V159H106V157H105V152L106 151H102V149L101 148H103V145H101V146H99L97 149V151H88V156H86L85 157V159L84 160H81L78 164H80L81 163V166H82V169L81 170H74L73 171V166H75L76 165V163L75 164H73L72 162H71V160L70 159H68V157H70V155L72 154V152H73V150H76V149H73V150H71L72 148H70V145L72 144V141H70ZM79 141V142H80ZM100 141V142H101ZM111 141V142H110ZM185 141H186V143H185ZM18 142H20V144L21 143H23L22 145L24 146H22V145H18L19 143ZM82 142V141H81ZM191 144H190V143ZM67 143V144H66ZM68 143H70V144H68ZM196 143V144H195ZM214 143H217V140L214 142ZM51 145L53 144V142L52 143H50ZM50 144H49V146H50ZM80 144L82 145L83 144V142L82 143H79L78 145H77V148L78 147H81L80 146ZM85 144V143H84ZM125 144V145H124ZM160 144V143H159ZM123 145V146H122ZM192 145V146H191ZM196 145V146H195ZM20 146V147H19ZM23 148H22V147ZM53 146V145H52ZM182 146V147H181ZM51 147V146H50ZM49 147V148H50ZM173 147V146H172ZM172 147H170L171 149H172ZM185 147H188V148H185ZM192 147H193V149H192ZM13 148V149H12ZM16 148V149H15ZM20 148V149H19ZM22 148V149H21ZM25 148V149H24ZM54 148V149H53ZM56 148H58V147H52L51 148V150H49L48 149V147L45 149V150H43V152L46 154V155H49V154H53L52 152L54 151V150H56ZM180 148V149H179ZM183 148L185 149V150H183ZM15 149V150H14ZM18 149V150H17ZM100 149H101V152L102 153H100V152H98V151H100ZM126 149H128V151L126 150ZM182 149V150H181ZM187 149V150H186ZM53 150V151H52ZM148 150H149V148H148ZM23 151V152H22ZM46 151V152H45ZM64 151V152H65ZM71 151V152H70ZM145 151L147 152V149H144V151H142L141 152V154H139L138 156H140V158H142L143 157V155H144V153H145ZM184 151V152H183ZM92 152V153H91ZM135 152V153H134ZM49 153V154H48ZM89 153H91V154H93V153H95V155L93 154V155H91V156H89ZM99 153V154H98ZM122 153V154H123ZM44 154V156H46ZM97 154V155H96ZM102 154V155H101ZM66 158H65V157ZM68 156V157H67ZM104 156V157H103ZM137 156V157H138ZM42 158H44L43 156H41ZM41 157H38V158H41ZM87 157H89L90 158V160L87 158ZM97 159H96V158ZM98 157H99V159L101 160H99L98 159ZM63 158V159H62ZM102 158V159H101ZM155 158V157H154ZM156 158H158L157 156H156ZM163 158V157H162ZM162 158H160V160H159V162L160 163H163V161L162 160H164V159H162ZM94 159V160H93ZM106 161H104V160ZM87 162H86V161ZM37 161V160H36ZM85 161V162H84ZM89 161V162H88ZM96 161V162H95ZM104 161V162H103ZM162 161V162H161ZM93 162V163H92ZM98 162V163H97ZM99 162H101L100 164H99ZM155 162V161H154ZM154 162H152V163H150L149 165H148V168H150L151 170H153V167H152V165H154L153 163ZM158 162V163H159ZM83 163H85V164H83ZM90 166V167H93V169L92 168H89L88 166H87V164ZM94 163H96L97 165H100V166H102V167H100L99 168V166H96V164H94ZM106 165V167H105V165ZM109 165H108V164ZM124 163V164H123ZM33 164H35V163H33ZM32 164V165H33ZM122 164V165H121ZM22 165V163L20 162V166ZM92 165V166H91ZM112 165V166H111ZM124 166V168L123 167H121V166ZM130 165V164H129ZM67 166V167H66ZM69 166V167H68ZM77 166V165H76ZM108 166V167H107ZM111 166V167H110ZM120 166V167H119ZM147 166V165H146ZM33 167V170L34 171H39V170H41V166L39 167V165L37 166H32ZM88 167V168H87ZM99 168V169H97V170H95L96 168ZM118 167V168H117ZM135 167V168H134ZM67 168H69V169H67ZM124 169V170H122V171H120L121 169ZM126 168H127V170L128 171H125L126 170ZM132 170H131V169ZM37 169H39V170H37ZM89 169V170H88ZM112 169V170H111ZM135 169H137V170H135ZM171 168H169V169H167L166 170V174L168 175V173L169 172H171V170H170ZM86 170H87V173H85L86 172ZM90 170H94V172L93 171H90ZM103 170V172L105 171L106 172V174L105 173H103L102 174V171ZM140 170V171H139ZM71 171V172H70ZM99 171V172H98ZM124 171L126 172V173H124ZM133 171V172H132ZM139 171V172H138ZM62 172V174H64V172L67 174V176H65V174H64V176H62L60 173ZM82 172V174L80 175V173ZM84 172V173H83ZM101 172V173H100ZM113 172V173H112ZM132 172V173H131ZM161 172V171H160ZM18 173H20V169H18L17 170V173L16 174H18ZM36 173V172H35ZM34 173V174H35ZM41 173H42V171H41ZM40 173V174H41ZM44 173V172H43ZM42 173V174H43ZM101 175H100V174ZM122 173H124V174H122ZM158 173V171L157 172H155L154 173V175H156ZM173 173V174H172ZM175 172H171L170 174L172 175V176H170V177H172V178H170L168 181H166V174H164L165 175V177H163L162 176V178L160 179V184L158 183V184H156L155 186H154V188H155V190H154V188H153V192H157L158 193V191H161V190H169L170 189V194L168 195V196H166V198H164V202L166 201V202H170V204L171 203H173L174 205H176V204H178L177 205V208H176V210H174V209H171L172 211H167V213H165V216L166 217H168L167 219H166V223H165V225H163V226H159L160 224H157V223H155L154 221H151V222H149V220L147 219V220H144V221H142V222H144V223H147L148 225H150V227H152V228H155L157 231L159 230V229H162V230H164V228L165 227H170V229H171V224L173 223V222H175L176 220L177 221H181L182 219V221H184L185 220V218H186V216L183 214V216H181L180 214H182L181 213V211L183 210V209H186L187 208V205H188V202H186L187 200H189L190 199V197H194L195 195H194V193H198V190H199V192H201L200 194H202L203 195V197H208L209 196V194H210V197H212L213 195H214V192H212V188L214 187V186H218L219 184L220 185H222V182L220 183L218 180H215V181H213V183L210 185H206V187L208 188V190H207V188L206 187H204L203 186V188L200 186V184H199V186H197V189H195V188H192L191 190L189 189V188H187V191L189 190V192H183V186H181V185H184V183H187V184H189L190 185V181H187L186 179H184V175L183 174H181V172H178L176 175L174 174ZM183 176H181V175ZM25 175V174H24ZM24 175H22V176H24ZM60 176V178H59V176ZM74 175V176H73ZM79 175V176H78ZM94 175V176H93ZM127 175V176H126ZM174 175V176H173ZM21 176V177H22ZM34 176V175H33ZM74 178H76V179H74ZM125 176V177H124ZM130 176V177H129ZM20 177V176H19ZM31 177V176H30ZM78 177V178H77ZM14 178H16V176H14ZM23 178V177H22ZM21 178V179H22ZM33 177H31L29 180H31ZM53 179H56V178H54V177H52ZM64 178V179H63ZM72 178V179H71ZM101 179V181H100V179ZM183 178V179H182ZM48 178H46V180H47ZM74 179V180H73ZM129 179V180H128ZM24 182H26L27 180L26 179H22ZM26 180V181H25ZM27 181L25 184H23L24 182L22 181V183L20 184V186H21V192H19L18 194H24V193H22L23 191L22 190H24V188H29V187H32L33 186V188H36L37 186H39L40 184H37L36 183V180H35V183H34V181H33V179L31 180V181ZM102 180H103V182H102ZM128 180V181H127ZM140 180V177H139V179H138V181ZM69 181V182H68ZM71 181V182H70ZM72 181H74V182H72ZM84 181V182H83ZM180 181V185L178 184V182ZM183 181H184V183H183ZM29 182V183H28ZM32 182V183H31ZM139 182H143L142 180L141 181H139ZM28 183V184H27ZM69 183V184H68ZM72 183H74V184H72ZM83 183L85 184L86 183V185H87V183L89 184V185H87V186H85V185H83ZM123 183V182H122ZM175 183V184H174ZM23 184V185H22ZM34 184V185H33ZM115 184L117 185V184H121V183H119V181L118 182H115L113 185H111L110 186V189L111 190H113V189H115L116 187H115ZM176 184H178V186H180L181 187V189H180V187H178ZM216 184V185H215ZM26 185V186H25ZM63 185V184H62ZM93 185V186H92ZM96 185V186H95ZM177 186L176 187V189H175V186ZM189 185H188V187H189ZM213 185V186H212ZM219 185V186H220ZM244 185V183L242 184V185H240V186H243ZM19 185H18V187H20ZM23 186H25L24 188H23ZM89 186H90V188H89ZM114 186V187H113ZM164 186V187H163ZM172 186H174V187H172ZM208 186H210V187H208ZM248 186V187H247ZM245 185V186H243L242 188H244V187H246V188H248V191L251 189V187H249V185ZM68 188V190H67V188ZM83 187H85V188H83ZM94 187V188H93ZM112 187H113V189H112ZM124 187L125 186H123L122 187V192L120 193V196H126L127 194H128V187L126 186L125 187V189H124ZM157 187V188H156ZM160 187V188H159ZM200 187V188H199ZM15 188V189H14ZM92 188V189H91ZM174 188V189H173ZM83 189V190H82ZM158 189V190H157ZM161 189V190H160ZM178 189V192H179V196L178 197H176L174 200H172V197H173V192H175L176 190ZM12 191L13 190H15L16 191V186H14V187H12V189H11ZM18 190V189H17ZM66 190V191H65ZM127 190V191H126ZM143 190H145V189H142V190H140L141 192H137V194L139 193L140 195H142V196H140L139 194L137 195V194H135L136 193V191H134L133 192V194L131 193V196H132V198H130L131 196H130V194L128 195V197L130 198V200H128L130 203H131V200H133L132 201V203H133V205H135V204H142V203H144V202H146V201H148V203L149 202H151V200H152V195H146V193L143 191ZM194 190H196L195 192H194ZM14 191V192H15ZM25 191V190H24ZM89 191V192H88ZM139 191V190H138ZM192 191V192H191ZM211 191V192H210ZM14 192H12L11 194V196H13V194L14 195H16ZM40 192V191H39ZM194 192V193H193ZM210 192V193H209ZM91 193V194H90ZM142 193V194H141ZM209 193V194H208ZM125 194V195H124ZM160 194V193H159ZM185 194V195H184ZM136 195V196H135ZM144 195H146V196H144ZM180 195L182 196V198H181V200L183 201V198H184V196H186V199L184 198V201L185 202H182L181 201V203H179V200H180ZM184 195V196H183ZM212 195V196H211ZM21 196V195H20ZM133 196H135V197H133ZM144 196V197H143ZM151 198H150V197ZM188 196V197H187ZM262 196H264V195H261V197ZM95 197H97V196H94V198ZM127 197V198H128ZM138 197V198H137ZM192 197V198H193ZM214 197L215 196H213L212 198H209L208 199V202L207 203H204V205H201L200 206V204L199 205H195L196 204V200L195 201H193L192 202V204L191 205H193V203L195 202V204L193 205V207H194V209H192V210H188L187 212L189 213V214H191V215H194L195 214V217L197 218L198 217V215L199 216H201L200 218H203V219H207L206 221L205 220H203L202 221V223H200L199 224V226H198V228L197 229H194V231H193V229H191V231L189 230V232H188V234H186V235H183V236H181L180 235V237L178 236V237H174L175 238V242L173 243V244H177L179 241V244H181V247L182 248H184V246H185V248H186V250H185V248H184V250H185V252H184V254H186V251H188V250H190L191 248H193L194 247V244L192 243L193 241H195V239H199V238H197V237H200V240L202 239V240H205V238L206 237H211V238H214V240H213V243H212V246H211V248H209V249H200V250H198V253H197V255L195 254L193 257H197L198 259H200L199 261H200V263H199V261H197L198 259H196V261L195 260H193L192 262L190 261V262H188V261H186L185 260V255L179 260V262H178V264H264V207H262V206H264L263 204H264V198L263 199H261L262 201H259V202H252V201H250L249 199H247V200H242L241 202H238V204H235V206H233L234 208H235V213H233V217L235 216V214H236V216H235V219H234V221H233V219H232V221H231V216L230 215H232V214H225L226 216H221V215H223V214H221V215H219L220 216V220H221V222L218 220L219 219V217L218 216H214V215H212L211 213L214 211H209V208H208V206H207V204L209 203V201L212 199H214ZM1 198V197H0ZM3 198H5V196L3 197ZM126 198V199H127ZM128 198V199H129ZM138 199V201H137V199ZM143 200V202H141L142 200ZM144 198V199H143ZM63 200V198L62 199H60L59 200V202L58 203H60L61 201ZM84 200V201H85ZM96 200V199H95ZM117 200V199H116ZM168 200V201H167ZM191 200V199H190ZM194 200V199H193ZM210 201V203L211 204H213L212 202L214 201ZM83 202V201H82ZM218 202V201H217ZM249 202V203H248ZM263 204H262V203ZM42 203H47V202H44V200H43V198H42ZM58 203H57V205H54L52 208H51V210H50V212H49V214H48V216L46 217V219H43V220H39V221H37L36 223L34 222V224H33V222H31L30 223V220H28V222H27V227H25V228H23L22 229V231L19 233V236H22V237H20V239H22L23 238V235H24V237H26V235H28V237L30 236V237H35L34 238V242H33V246H30L29 247V245L26 247V248H24V249H22V250H20L21 251V253L20 252H18V253H16V255L14 256V257H11V255H12V249H13V245L11 246V242H5V245H4V248L2 249V248H0V264H84V263H86L87 261H89V259H90V257H89V255L91 254V251H89L90 249H88L86 252H88V253H81V254H84V256H82L81 258H78L79 256H75V255H72V254H70L69 252H70V250H71V248L72 249H76V247H75V245L73 246V244H70V245H68V247H66L67 246V244H65V242H66V240H68V238H69V236H72L70 233L72 232H68V233H65V231H66V229L65 228H57L58 226L57 225H55V221H54V216H55V214H57V211L59 210V205H58ZM90 203H94V200H91L90 201ZM135 203V204H134ZM184 203H186V204H184ZM261 203V204H260ZM150 204V203H149ZM201 204H203V203H201ZM30 205V204H29ZM90 205H92V204H90ZM88 206V208H89V210H88V213H87V215L88 214H90L89 216H90V218H93V216L95 215L94 214V212H96L97 210H98V208H97V206L95 205V206ZM112 205H113V203H112ZM155 205L156 206H158L159 205V203L158 202H155ZM154 205V206H155ZM183 205H186V208H183ZM49 206V205H48ZM217 206H220V203L219 204H217ZM250 206V207H249ZM261 207V210L259 209L260 207ZM67 207H68V209H67ZM109 207H111V205H109L108 206V208H107V211H109ZM165 206H163V207H161V210L164 208ZM173 207V205H171V208ZM200 207V208H199ZM232 207V208H233ZM254 207V208H253ZM28 208H30V207H28ZM57 208V209H56ZM87 208V209H88ZM182 208V209H181ZM208 208V209H207ZM233 208V209H234ZM241 208V209H240ZM24 209V210H23ZM92 210V212H91V210ZM94 209V210H93ZM232 209V210H233ZM243 209V210H242ZM248 209V210H247ZM254 211H253V210ZM21 210V209H20ZM23 210V211H22ZM22 210L21 211H19V213H20V216H26L28 213H29V211H28V209L27 208H22ZM68 210V211H69ZM194 210V211H193ZM197 210H199V212L197 211ZM90 211V212H89ZM165 211V210H164ZM243 211V212H242ZM247 211H249V212H247ZM263 211V212H262ZM178 212H180V213H178ZM201 212V213H200ZM257 212V213H256ZM19 213H18V215H19ZM188 213H185V214H188ZM200 213V214H199ZM1 214V213H0ZM246 216H244V215ZM69 216L71 215V214H68ZM68 215H66V217H69ZM106 215V216H105ZM105 215H102V220H103V218L105 219L108 215H107V213H105ZM169 215V216H168ZM212 215V216H211ZM239 215H241V216H239ZM88 216V217H89ZM92 216V217H91ZM177 216V217H176ZM204 216V217H203ZM245 217V219H243L244 217ZM257 216H261V217H257ZM87 217V216H86ZM85 217V218H86ZM208 217V218H207ZM211 217L213 218V217H216L217 219L216 220H214L215 221V224H218V222H217V220L220 222V224L219 225H213L214 224V222L210 225L208 222H209V220L211 219ZM224 217V218H223ZM227 217V218H226ZM243 217V218H242ZM252 217V218H251ZM85 218H83V219H85ZM171 218V219H170ZM175 218V219H174ZM180 220H179V219ZM210 218V219H209ZM240 218V219H239ZM243 220H242V219ZM250 218V219H249ZM237 219H239V220H237ZM152 220H153V217H152ZM225 221V224L228 222H230V224H228L229 225V227H228V225H227V227H226V225L224 224V221ZM251 220V221H250ZM146 221H148V222H146ZM223 221V222H222ZM237 221V222H236ZM243 221V222H242ZM248 221V222H247ZM250 221V222H249ZM152 222H153V224L155 223V224H157V225H153L152 224ZM170 222H172V223H170ZM205 222L207 223V224H205ZM242 222V223H241ZM257 222V223H256ZM221 223H222V225H223V228H224V230H223V228H222V226H221ZM233 223V224H232ZM244 223V224H243ZM248 223H251V224H248ZM261 223V224H260ZM44 224H46L47 225V229L45 230L46 231V233H45V235L42 237V235H36V230L39 228V229H43L42 228V226H44ZM102 223H100V225H101ZM153 226H152V225ZM248 224V225H247ZM99 225V226H100ZM200 225H203V226H200ZM225 225V226H224ZM31 226V227H30ZM213 226V227H212ZM216 226V227H215ZM221 226V227H220ZM250 226H252L251 228H250ZM34 227V228H33ZM161 227H163V228H161ZM168 227V228H169ZM200 227V228H199ZM201 227H202V230H201ZM217 227H219V229L217 228ZM232 227V228H231ZM50 228V229H49ZM226 228H229L228 230H225ZM27 229V230H26ZM56 229V230H55ZM58 229V230H57ZM154 229V230H155ZM222 229V230H221ZM258 229V230H257ZM28 230H30L29 232H28ZM63 230V231H62ZM197 230V231H196ZM198 230H200V231H198ZM209 230V231H208ZM253 232H252V231ZM27 231V232H26ZM47 231H49L48 233H47ZM62 233H61V232ZM196 231V232H195ZM32 232H34L33 234H32ZM78 232V231H77ZM169 232V231H168ZM216 232V233H215ZM65 233V234H64ZM194 233V234H193ZM200 233V234H199ZM30 234V235H29ZM32 234V235H31ZM49 236H48V235ZM129 234V233H128ZM191 234V235H190ZM223 234V235H222ZM36 235V236H35ZM50 235H52V236H50ZM62 235V236H61ZM132 235V234H131ZM130 234L129 235H127L129 238L128 239H126V245L125 246H127V245H129V243H132L131 241H133L134 243H132L131 245H132V247H134V245L136 244V246L138 245V247H139V240H141V238H143V235H141L140 234V236L139 235H137V237L139 236V240H138V242H137V240H134V239H136L137 237H133V236H131ZM187 235H189V236H187ZM205 235V236H204ZM46 239H45V238ZM49 238V240H48V238ZM56 237V238H55ZM39 238V241L37 240ZM52 238H53V240H52ZM127 238V237H126ZM132 238H134V239H132ZM179 238H180V240H179ZM220 238V239H219ZM26 239H27V237H26ZM25 239V241H27ZM188 239V240H187ZM251 239V240H250ZM257 239H258V241H257ZM46 240V241H45ZM48 240V241H47ZM52 240V241H51ZM129 240V241H128ZM168 240V239H167ZM171 239H169L168 241H166V239L165 240H163V242L161 243L160 242V244H161V246H160V244H159V249L161 250L162 249V251L164 252V253H166V251L165 250H169V248H170V244H168V243H170L171 241H170ZM177 240V241H176ZM231 240V241H230ZM249 240V241H248ZM8 241H10V240H8ZM37 241V242H36ZM165 241H166V243H165ZM246 241V242H245ZM0 242H1V240H0ZM39 242V243H38ZM50 242V243H49ZM52 242V243H51ZM255 242V244H253ZM8 243V244H7ZM42 243V245L40 246V244ZM47 243H49V244H47ZM165 243V244H164ZM184 243V244H183ZM215 243V244H214ZM249 243V244H248ZM258 243V244H257ZM10 244V245H9ZM37 244H39V246L38 247H36L35 245H37ZM141 244V243H140ZM214 244V245H213ZM226 244V245H225ZM251 244V245H250ZM0 245H1V243H0ZM66 245V246H65ZM184 245V246H183ZM259 247H258V246ZM6 246V247H5ZM135 246V247H136ZM193 246V247H192ZM35 247V248H34ZM168 247V248H167ZM220 247V248H219ZM5 248H7L6 250H5ZM166 248V249H165ZM189 248V249H188ZM239 248V249H238ZM254 248V249H253ZM9 249V250H8ZM149 249H150V247H149ZM197 248H195L194 250H196ZM212 249H213V251H212ZM2 250H3V252H2ZM5 250V251H4ZM8 250V251H7ZM14 250V249H13ZM122 250L124 251L125 250V248L123 249L122 248ZM122 250H120L118 253H117V255H119L120 254V256L122 257V258H124V257H131L135 252H133V251H131L133 254H131V253H124V255H122V253L121 252H123ZM168 250H167V252H168ZM220 250V251H219ZM234 250V251H233ZM258 250V251H257ZM253 253H252V252ZM4 252H7V255H6V253H4ZM12 252V253H11ZM178 252L180 253V250H178ZM177 252V254H179ZM199 252H200V254H199ZM216 252V253H215ZM228 252V253H227ZM248 252V253H247ZM2 253H3V255H2ZM20 253V254H19ZM163 253V254H164ZM10 254V255H9ZM69 254V255H68ZM85 254H87V255H85ZM176 254V253H175ZM175 255V256H179V255ZM256 256H255V255ZM129 255V256H128ZM200 255V256H199ZM252 255H253V257H252ZM4 256H7V257H4ZM76 257L75 259H74V257ZM124 256V257H123ZM199 256V257H198ZM3 257V259H1ZM20 257V258H19ZM84 257V258H83ZM192 257V258H193ZM250 258V261H249V258ZM12 258V259H11ZM78 258V259H77ZM7 259V260H6ZM184 261H183V260ZM202 259V260H201ZM236 259V260H235ZM2 260V261H1ZM6 260V261H5ZM248 260V261H247ZM257 260H259L260 262L258 263L257 262ZM263 260V261H262ZM186 261V262H185ZM202 261V262H201ZM219 261V262H218ZM253 261H255V262H253ZM181 262V263H180ZM183 262H185V263H183ZM231 262V263H230ZM232 262H234V263H232ZM86 264H91V262L89 261V262H87ZM101 264V263H100Z\"/></svg>","mask_w":264,"mask_h":264}]
</instances>
